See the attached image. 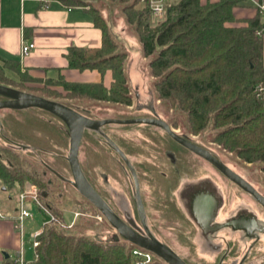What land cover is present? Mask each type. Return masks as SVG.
Wrapping results in <instances>:
<instances>
[{
  "label": "trees",
  "instance_id": "16d2710c",
  "mask_svg": "<svg viewBox=\"0 0 264 264\" xmlns=\"http://www.w3.org/2000/svg\"><path fill=\"white\" fill-rule=\"evenodd\" d=\"M56 1L86 8L103 33L101 47L70 48L69 67L98 70L103 75L110 71L112 75L110 87L103 82H69L64 78L48 81L62 86L66 100H70L58 101L96 120L158 117L130 108L134 98L126 71L129 54L121 50L102 10L93 0ZM109 1L119 6L129 33L141 44L142 55L154 78L156 100L168 111H178L185 118L166 120L172 128L180 129L181 136L208 149L222 161L219 152L205 141L218 145L220 152L232 153L234 161L252 164L264 173V101L259 96L260 88L264 89V17L260 10L245 25H234V8L246 5L248 0L205 4L201 0H168L164 17L153 24L148 0ZM141 2L146 3L142 8ZM9 70L20 77V84ZM28 80L33 78L21 71L18 60L0 61L1 84L22 88V82ZM3 99L6 97L0 95V100ZM0 111L3 112L0 139L33 149L24 155L1 144L0 181L21 191L27 184L36 186L43 206L55 217L41 227L38 257L32 264H131L132 251L138 246L122 237L103 242L70 232L64 212L56 201L49 199L56 194L51 180L42 173L37 176L25 166L36 169L37 161L55 179L73 180L68 159L71 137L64 121L41 108ZM32 123L36 129L31 127ZM18 130L36 144L19 140ZM202 135L205 141L197 139ZM117 148L136 170L151 232L188 264H226L225 251L213 261L201 256L196 243L197 227L178 205L176 191L186 181L213 179L212 169L240 187L160 127L106 124L100 131L85 129L79 152L84 174L121 217L114 192L126 195L140 225L135 180ZM4 264L13 262L7 259ZM149 264L167 263L156 257Z\"/></svg>",
  "mask_w": 264,
  "mask_h": 264
},
{
  "label": "crops",
  "instance_id": "0c3cea01",
  "mask_svg": "<svg viewBox=\"0 0 264 264\" xmlns=\"http://www.w3.org/2000/svg\"><path fill=\"white\" fill-rule=\"evenodd\" d=\"M218 1L201 0L203 4ZM258 4L264 5V0H248L246 5L235 7L234 25H245L248 20L255 18ZM24 41L34 42L35 48L22 57ZM102 42V30L95 26L92 15L84 7L66 6L56 0H0V61L18 60L21 71L35 81H58L64 78L69 82H103L106 87H110V71L103 75L98 70L73 69L69 67L67 59L72 47L96 48L101 47ZM8 73L16 75L10 70ZM130 108L161 117L142 106L138 108L135 101ZM17 204V200L12 203L0 195V264L16 257L20 247L21 237L16 228ZM39 212L43 224L46 218L41 208ZM110 235H115V240H118L114 229ZM208 256L212 258L213 254Z\"/></svg>",
  "mask_w": 264,
  "mask_h": 264
},
{
  "label": "rangeland",
  "instance_id": "374dc122",
  "mask_svg": "<svg viewBox=\"0 0 264 264\" xmlns=\"http://www.w3.org/2000/svg\"><path fill=\"white\" fill-rule=\"evenodd\" d=\"M94 5L99 7L104 16L107 18V21L116 36L118 42L120 43L121 50L127 51L129 54L126 71L130 79V87L133 94L134 101L138 104V108L147 109L150 113H158L164 120H171L175 117L185 119L178 111L170 110L168 111L164 104H161L160 101H157L155 98L153 82L154 78L149 73L148 61L142 55L141 44L138 41L137 37L129 33L124 15L121 13L119 6H114L110 3L109 0H93ZM146 5L145 2H141L139 7L142 8ZM160 20L156 17L152 18L153 24H157ZM14 78L19 83L20 77L13 75ZM20 84V83H19ZM16 88V87H15ZM18 88V87H17ZM27 92H31L49 99L53 100H66L65 95L66 91L62 86L52 85L48 81H35L28 80L22 82V88H18ZM42 94V95H41ZM73 102H78L72 100ZM141 105V106H140ZM3 112L0 111V114ZM35 123L31 124V127H34ZM36 129V127H34ZM180 131V130H178ZM54 132V131H52ZM50 135L51 132L49 133ZM17 135L19 140L25 141L26 143L36 144V141L33 139H28L24 131L18 130ZM25 135V136H24ZM206 135V134H205ZM53 136V135H52ZM30 138V137H29ZM26 139V140H25ZM199 141L204 140V135L198 136ZM64 138L62 142H64ZM205 141V140H204ZM205 143L213 148L215 151L219 152L221 158L236 172L241 174L244 178L250 181L255 188L264 194V173L259 170L256 166L252 164H247L245 162L236 160L232 158L233 154L229 152H224L219 150V146L209 142ZM8 146L13 150L19 151L25 155L28 150H33L31 147H19L11 145L4 140L0 139V145ZM21 150V151H20ZM33 160V159H32ZM35 161V160H34ZM36 169L25 165L29 171L34 172L37 176L44 174L46 179H50L55 188H52L56 191V194L49 197L50 200L56 201L60 206L61 210L64 212L66 217V227L69 228L70 232L76 235H88L99 241L103 242H113L115 241V235L111 236L113 230L110 223L101 215L100 211L92 204L88 202L72 185L71 182L63 181L61 179H55L51 173H48L44 170L40 162H34ZM214 178H205L204 181L197 183L202 186L205 185V180L209 179L213 181L214 188H238L236 185L226 181L216 170L212 169ZM42 173V174H41ZM201 180V179H200ZM35 189L38 192V189L34 185L27 184L26 189ZM25 189V190H26ZM24 191V190H23ZM21 193V190L17 187H7L2 181H0V195L7 200H11L12 203L17 200ZM115 193V194H114ZM115 203L117 202V194L114 192ZM39 201L42 204V200L38 194ZM33 206V218L27 221V258H33V251L30 248L31 244L29 243V236L35 230L42 227V216L39 212V207L35 203H31ZM18 209V204L15 207ZM78 214V215H77ZM133 215L132 213L130 214ZM130 218V217H129ZM201 244V241H200ZM132 264V263H131Z\"/></svg>",
  "mask_w": 264,
  "mask_h": 264
},
{
  "label": "water",
  "instance_id": "95a60500",
  "mask_svg": "<svg viewBox=\"0 0 264 264\" xmlns=\"http://www.w3.org/2000/svg\"><path fill=\"white\" fill-rule=\"evenodd\" d=\"M0 95L6 97V99L0 100V110L41 108L53 113L64 121L69 129L71 137L68 159L73 174V180L70 181L72 185L84 198L91 202L105 216L107 221L116 229L121 237L140 248L153 252L158 258L167 264L188 263L175 250L157 239L147 227L146 211L141 196L139 180L133 165L125 153L120 148H117L118 153L121 155L131 170L135 180L140 219L144 233L141 232L133 222L132 224H129L124 221L87 179L79 161L80 146L85 129L100 131L101 127L106 124H150L160 127L167 131L180 144L210 162L228 179L253 195L258 200V202L264 206V195L261 194L250 181L232 169L224 161L214 156L208 149L203 148L181 136L166 120L160 117H140L132 119L108 118L96 120L79 113L75 109L59 101L1 83ZM42 214L46 218L45 222H50L51 218L44 210H42Z\"/></svg>",
  "mask_w": 264,
  "mask_h": 264
},
{
  "label": "flooded vegetation",
  "instance_id": "af4514ba",
  "mask_svg": "<svg viewBox=\"0 0 264 264\" xmlns=\"http://www.w3.org/2000/svg\"><path fill=\"white\" fill-rule=\"evenodd\" d=\"M204 179L186 181L176 191L178 205L197 227L196 243L201 256L213 261L221 251H225L226 264H264V206L243 188H214L211 186L213 181L209 179L205 180V185L197 184ZM116 194V206L122 217L113 210L127 223L133 222L144 233L140 212L141 225L134 217L128 197L119 192ZM112 228L120 240L121 236ZM210 254H213L212 258L208 256Z\"/></svg>",
  "mask_w": 264,
  "mask_h": 264
},
{
  "label": "built area",
  "instance_id": "2783aa9c",
  "mask_svg": "<svg viewBox=\"0 0 264 264\" xmlns=\"http://www.w3.org/2000/svg\"><path fill=\"white\" fill-rule=\"evenodd\" d=\"M168 0H148V5L151 9L153 17L162 19L165 13V7ZM258 8L262 14H264V5L258 4ZM35 48L34 42H25L22 45L21 56L24 57L29 54L32 49ZM260 98L264 101V89L260 88ZM31 203H35L36 206L41 208L50 216L51 220H55V217L44 207L38 198V192L35 189H26L21 191L18 198V215L16 219V228L21 237V243L16 257L12 259L13 264H32L37 260L36 248L39 246L40 241L38 237L42 233V228L35 230L29 236V243L33 251V258H27V221L33 218V212L31 210ZM78 215V214H77ZM48 223V222H45ZM134 261L132 264H149L155 260V256L150 251L143 248L136 247L133 249Z\"/></svg>",
  "mask_w": 264,
  "mask_h": 264
}]
</instances>
